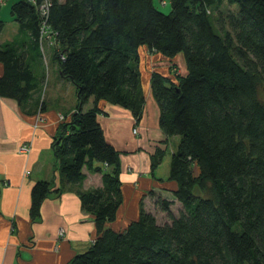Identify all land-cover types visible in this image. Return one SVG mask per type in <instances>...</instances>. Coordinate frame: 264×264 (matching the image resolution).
Wrapping results in <instances>:
<instances>
[{"label": "trees", "instance_id": "1", "mask_svg": "<svg viewBox=\"0 0 264 264\" xmlns=\"http://www.w3.org/2000/svg\"><path fill=\"white\" fill-rule=\"evenodd\" d=\"M44 1L9 6L18 34L0 44V97L22 105L42 88V58L53 46L58 75L76 96L51 142L57 171L64 184L80 186L86 170L104 167L101 187L79 194L96 238L67 264H264V0H168L167 14L153 0H47L42 17ZM141 49L171 66L179 54L184 59V73L169 67L149 78L159 129L179 139L166 179L176 188L173 200L155 197L165 223L140 202L137 219L113 231L106 225L122 203L120 153L97 116L104 102L135 122L142 117ZM164 152L151 154V173ZM61 190L49 181L32 185L31 221Z\"/></svg>", "mask_w": 264, "mask_h": 264}, {"label": "crops", "instance_id": "2", "mask_svg": "<svg viewBox=\"0 0 264 264\" xmlns=\"http://www.w3.org/2000/svg\"><path fill=\"white\" fill-rule=\"evenodd\" d=\"M11 27L13 32L4 35V25L0 44L11 41L18 34L17 24ZM144 53L149 54L146 49H141L139 53L145 99L140 120L135 122L126 109L99 103L102 113L97 116V120L105 140L120 153L122 203L115 221L106 225L113 231H122L137 219L140 202L144 210L155 213V197L173 200L171 191L176 188L174 182L166 179L170 156L178 143H173L165 167H162V163L166 159L154 172L150 171L151 154L157 148L166 149L171 138L165 139L159 129V110L151 95L149 78L153 71L168 75L172 61L158 54H150L148 56L153 58V62L147 60L149 71H146ZM46 54L42 58L44 83H49L50 74L55 73L59 93L62 84H65L64 79L58 75L51 53L47 51ZM157 62H161V68L155 66ZM42 65L39 67L41 73ZM2 73L3 66L0 64V76ZM170 73L173 71L170 70ZM44 83L22 105L0 97V264H67L75 255L85 251L96 238L93 217L81 209L79 194L101 187L104 167H101V172L86 170V178L80 186L63 183L57 171L51 142L61 122L74 111L76 96L71 97L67 107L62 106V101L61 105L46 104ZM23 145L28 147V151L20 153L19 148ZM37 181H49L62 190L60 194H51L42 202L40 216L33 222L29 218L30 190ZM150 193H154V196Z\"/></svg>", "mask_w": 264, "mask_h": 264}, {"label": "rangeland", "instance_id": "3", "mask_svg": "<svg viewBox=\"0 0 264 264\" xmlns=\"http://www.w3.org/2000/svg\"><path fill=\"white\" fill-rule=\"evenodd\" d=\"M12 2H14V0H9L5 3H2L0 6V20H2L5 23L4 24L5 30L3 32L4 35H7V34H10L11 32H13L11 25L15 26V23L12 21V18L10 17V12H9V6ZM153 4L163 14H167L170 10V5H169L168 0H153ZM52 47L53 46L51 45L48 48L49 53H50V49ZM45 53H46V50H45ZM148 55H150V54H148ZM148 55L146 53L143 54V59H144L143 62H144V67H145L146 71H149V69L147 70V66H148L147 64H149V62L147 60L151 59V61L153 62V58H150ZM160 63L161 62H157L155 64V66L161 68L162 66H160ZM183 64H184L183 56H182V54H179L174 60V66L170 65L169 67L173 68L172 69L173 72H178V73L180 72L181 73V72H184V68L182 67ZM180 70H183V71H180ZM49 77H50L49 83H48V81H46L44 83V86H43L44 87L43 88L44 94L47 97L46 104L50 103L51 105H54V104L61 105L60 102L62 101V106L67 107L71 101V97L73 98V96H75V94L73 93L74 86L72 84H70L69 82H67L66 80H64L65 84H62V86H61L62 91L57 93V91L59 89V84L57 82H55V79H54L55 73H51ZM58 97H60V98L57 100ZM91 106H92V99H90L83 106V111L88 110ZM178 140H179L178 137H171V140H169L168 144H166V149H164L165 150V152H164L165 157L163 156V158H164V159H162L163 161L166 159V157L170 156V150L173 146V143L174 142L178 143ZM166 161H167V159L165 160V162L162 163V167H165V164H167ZM154 210H155L156 220L158 221V223H160V224L165 223V221H167L165 214H162L156 208ZM172 211L175 214L178 213L176 207L172 208Z\"/></svg>", "mask_w": 264, "mask_h": 264}, {"label": "built area", "instance_id": "4", "mask_svg": "<svg viewBox=\"0 0 264 264\" xmlns=\"http://www.w3.org/2000/svg\"><path fill=\"white\" fill-rule=\"evenodd\" d=\"M48 7H49V3L47 0H45L39 7H38V10L41 14L42 17H46L47 16V12H48ZM48 38L47 35H46V32H45V29L44 27L41 29V37L44 38ZM134 133H136V130H134ZM28 151V147L26 145H23L19 148V152L20 153H24V152H27ZM62 232L60 233V236H62Z\"/></svg>", "mask_w": 264, "mask_h": 264}]
</instances>
